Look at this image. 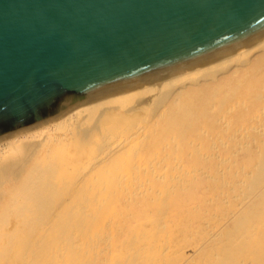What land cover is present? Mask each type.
Wrapping results in <instances>:
<instances>
[{
	"label": "bare ground",
	"instance_id": "6f19581e",
	"mask_svg": "<svg viewBox=\"0 0 264 264\" xmlns=\"http://www.w3.org/2000/svg\"><path fill=\"white\" fill-rule=\"evenodd\" d=\"M0 264H264V36L1 139Z\"/></svg>",
	"mask_w": 264,
	"mask_h": 264
},
{
	"label": "water",
	"instance_id": "95a60500",
	"mask_svg": "<svg viewBox=\"0 0 264 264\" xmlns=\"http://www.w3.org/2000/svg\"><path fill=\"white\" fill-rule=\"evenodd\" d=\"M264 36V0H0V140Z\"/></svg>",
	"mask_w": 264,
	"mask_h": 264
}]
</instances>
